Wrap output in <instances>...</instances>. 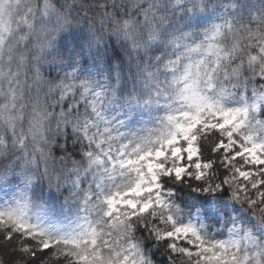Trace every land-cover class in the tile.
I'll list each match as a JSON object with an SVG mask.
<instances>
[{"label":"snow or ice","instance_id":"6c2138e0","mask_svg":"<svg viewBox=\"0 0 264 264\" xmlns=\"http://www.w3.org/2000/svg\"><path fill=\"white\" fill-rule=\"evenodd\" d=\"M0 264H264V0H0Z\"/></svg>","mask_w":264,"mask_h":264}]
</instances>
